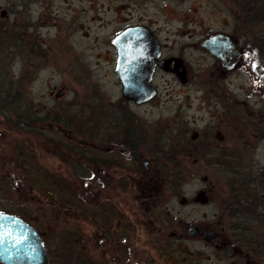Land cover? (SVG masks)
<instances>
[{
    "label": "flooded vegetation",
    "instance_id": "af4514ba",
    "mask_svg": "<svg viewBox=\"0 0 264 264\" xmlns=\"http://www.w3.org/2000/svg\"><path fill=\"white\" fill-rule=\"evenodd\" d=\"M65 2L66 36L94 42L87 54L116 75L118 59L154 61L155 94L127 103L158 105L172 78V127L151 141L143 116L108 107L76 139L73 163L46 169L45 210L35 196L16 211V196L0 195V213L35 230L47 264H264V0ZM34 114L75 139L66 115ZM75 186L81 195L63 192Z\"/></svg>",
    "mask_w": 264,
    "mask_h": 264
},
{
    "label": "rangeland",
    "instance_id": "374dc122",
    "mask_svg": "<svg viewBox=\"0 0 264 264\" xmlns=\"http://www.w3.org/2000/svg\"><path fill=\"white\" fill-rule=\"evenodd\" d=\"M41 1L0 0V10L7 11L0 16V195L16 196V211H29L34 199L36 210H45L46 169L70 166L72 149L78 147L76 139L94 133L98 117L108 116L110 110L109 116L120 117L121 111L132 109L144 117L153 141L156 133L172 127L175 105L173 80L168 75L160 85L158 105L127 103L112 61L89 57L87 53L95 48L90 39L66 36L65 0ZM53 87L54 91L64 88V94L50 95ZM44 106L66 115L63 127L75 139H63L52 134L49 122L31 119L35 112L42 114ZM156 147L148 145L141 154L154 155ZM36 179V186L29 187L28 181ZM52 189L61 195L63 188ZM68 191L82 194L78 186L63 192Z\"/></svg>",
    "mask_w": 264,
    "mask_h": 264
},
{
    "label": "water",
    "instance_id": "95a60500",
    "mask_svg": "<svg viewBox=\"0 0 264 264\" xmlns=\"http://www.w3.org/2000/svg\"><path fill=\"white\" fill-rule=\"evenodd\" d=\"M153 63V60H117L116 72L124 99L141 103L155 94L150 84ZM0 261L4 264H47L45 248L35 230L19 217L4 213H0Z\"/></svg>",
    "mask_w": 264,
    "mask_h": 264
}]
</instances>
